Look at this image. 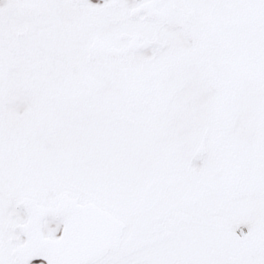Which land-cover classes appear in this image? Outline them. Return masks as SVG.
I'll return each mask as SVG.
<instances>
[{
    "label": "snow or ice",
    "instance_id": "1",
    "mask_svg": "<svg viewBox=\"0 0 264 264\" xmlns=\"http://www.w3.org/2000/svg\"><path fill=\"white\" fill-rule=\"evenodd\" d=\"M0 264H264V0H0Z\"/></svg>",
    "mask_w": 264,
    "mask_h": 264
},
{
    "label": "rangeland",
    "instance_id": "2",
    "mask_svg": "<svg viewBox=\"0 0 264 264\" xmlns=\"http://www.w3.org/2000/svg\"><path fill=\"white\" fill-rule=\"evenodd\" d=\"M93 2H96V0H93Z\"/></svg>",
    "mask_w": 264,
    "mask_h": 264
}]
</instances>
